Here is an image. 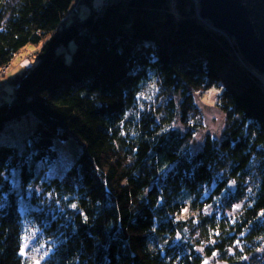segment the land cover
Listing matches in <instances>:
<instances>
[{
    "label": "trees",
    "instance_id": "trees-1",
    "mask_svg": "<svg viewBox=\"0 0 264 264\" xmlns=\"http://www.w3.org/2000/svg\"><path fill=\"white\" fill-rule=\"evenodd\" d=\"M28 44L0 103V134L35 119L0 143V264H264V77L194 0H0V70ZM213 86L225 130L193 152Z\"/></svg>",
    "mask_w": 264,
    "mask_h": 264
},
{
    "label": "rangeland",
    "instance_id": "rangeland-1",
    "mask_svg": "<svg viewBox=\"0 0 264 264\" xmlns=\"http://www.w3.org/2000/svg\"><path fill=\"white\" fill-rule=\"evenodd\" d=\"M103 0H94L95 4H100ZM231 37V36H230ZM71 50L74 48V43H70ZM37 47L32 44L26 45L12 57L7 68L0 70V103L8 101L13 92V83L10 81L15 74L21 73L23 70H28L35 66L38 58L35 55ZM66 58L69 59V53H66ZM6 69V70H5ZM263 77L264 75L261 74ZM220 87H211L202 92L195 93V100L199 107L204 112L205 126L202 130L196 133L193 138L191 150L198 151L207 135L220 138L225 130V115L215 106L217 94L220 92ZM2 97V99H1ZM35 119L26 114L20 119H13L6 123L4 130L0 134V143H5L11 146H16L20 151L22 149V141L24 137L34 128ZM58 150V158L54 162L40 161L37 163L36 176L40 180L50 178H61L66 169L74 162V159L81 151L80 146L74 140H67L61 143ZM32 240V239H31ZM29 240L26 250L33 248V255L36 253L41 255V247L34 245V240ZM37 257V256H36ZM215 264H221L215 261Z\"/></svg>",
    "mask_w": 264,
    "mask_h": 264
},
{
    "label": "water",
    "instance_id": "water-1",
    "mask_svg": "<svg viewBox=\"0 0 264 264\" xmlns=\"http://www.w3.org/2000/svg\"><path fill=\"white\" fill-rule=\"evenodd\" d=\"M198 15L229 34L245 59L264 74V0H198Z\"/></svg>",
    "mask_w": 264,
    "mask_h": 264
},
{
    "label": "snow or ice",
    "instance_id": "snow-or-ice-1",
    "mask_svg": "<svg viewBox=\"0 0 264 264\" xmlns=\"http://www.w3.org/2000/svg\"><path fill=\"white\" fill-rule=\"evenodd\" d=\"M233 183H235V182L233 181ZM248 191L251 192V189H248ZM246 199H247V197H246ZM72 207H75V205H72ZM235 207L239 208L240 205H236ZM185 211H186V209H185ZM261 215H264V213H261ZM213 243H215V241H213ZM237 244H239V241H237ZM213 255H215V253H213ZM244 259H247V257H244ZM204 264H208V262L204 261Z\"/></svg>",
    "mask_w": 264,
    "mask_h": 264
},
{
    "label": "built area",
    "instance_id": "built-area-1",
    "mask_svg": "<svg viewBox=\"0 0 264 264\" xmlns=\"http://www.w3.org/2000/svg\"><path fill=\"white\" fill-rule=\"evenodd\" d=\"M195 2V8L197 9L198 8V11H199V5H198V0H194ZM4 68H7V66H4L3 68H1V70L4 71ZM6 70V69H5Z\"/></svg>",
    "mask_w": 264,
    "mask_h": 264
}]
</instances>
